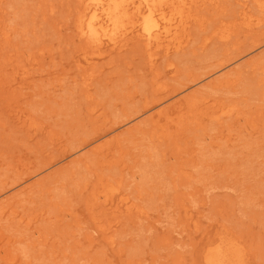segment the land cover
Instances as JSON below:
<instances>
[{
  "label": "rangeland",
  "instance_id": "1",
  "mask_svg": "<svg viewBox=\"0 0 264 264\" xmlns=\"http://www.w3.org/2000/svg\"><path fill=\"white\" fill-rule=\"evenodd\" d=\"M79 9L0 1V264H202L217 235L264 264V8L193 4L153 60L96 58Z\"/></svg>",
  "mask_w": 264,
  "mask_h": 264
},
{
  "label": "bare ground",
  "instance_id": "2",
  "mask_svg": "<svg viewBox=\"0 0 264 264\" xmlns=\"http://www.w3.org/2000/svg\"><path fill=\"white\" fill-rule=\"evenodd\" d=\"M206 1L214 0H78L80 9L75 26L77 34L94 48L96 58L104 52L120 50L136 39L148 50H154L149 55L153 60L158 51L166 54L182 46L184 31L193 17L191 6ZM256 3L264 8V0ZM244 22L255 24L258 20L255 22L251 15H246ZM235 107L236 104L220 107L213 117L218 120L237 111ZM119 190V184L101 183L94 199L102 197L108 201ZM119 200L127 209L133 208L127 198ZM201 254L202 264H246L242 242L234 236L213 237L205 243Z\"/></svg>",
  "mask_w": 264,
  "mask_h": 264
}]
</instances>
